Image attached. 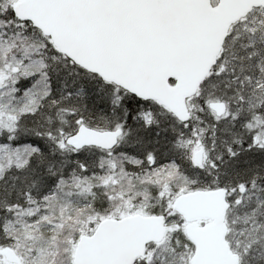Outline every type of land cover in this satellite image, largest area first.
<instances>
[{"label": "snow or ice", "instance_id": "snow-or-ice-1", "mask_svg": "<svg viewBox=\"0 0 264 264\" xmlns=\"http://www.w3.org/2000/svg\"><path fill=\"white\" fill-rule=\"evenodd\" d=\"M0 264H264V0H0Z\"/></svg>", "mask_w": 264, "mask_h": 264}]
</instances>
